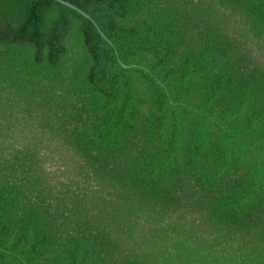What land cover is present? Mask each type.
<instances>
[{"label": "trees", "instance_id": "obj_1", "mask_svg": "<svg viewBox=\"0 0 264 264\" xmlns=\"http://www.w3.org/2000/svg\"><path fill=\"white\" fill-rule=\"evenodd\" d=\"M67 1L0 0V264H264V0Z\"/></svg>", "mask_w": 264, "mask_h": 264}, {"label": "water", "instance_id": "obj_2", "mask_svg": "<svg viewBox=\"0 0 264 264\" xmlns=\"http://www.w3.org/2000/svg\"><path fill=\"white\" fill-rule=\"evenodd\" d=\"M58 1H60V2L66 4V5L70 6V7H72V8H74V9L78 10V11L81 12L83 15H85L86 17L92 19V20L95 22V20L91 17L90 14H88L87 12H85V11H84L83 9H81L80 7L74 5L73 3H71V2H69V1H67V0H58ZM95 23H96V22H95ZM98 28H99V27H98ZM100 31H101V29H100ZM101 33H102V35H103L105 38H107V36L104 34L103 31H101ZM107 39H108V38H107ZM108 40H109V39H108ZM109 41H110V40H109ZM110 42H111V41H110Z\"/></svg>", "mask_w": 264, "mask_h": 264}]
</instances>
